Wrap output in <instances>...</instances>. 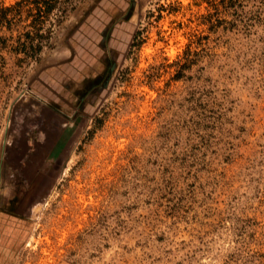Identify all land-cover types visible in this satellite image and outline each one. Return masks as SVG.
<instances>
[{
  "label": "rangeland",
  "instance_id": "374dc122",
  "mask_svg": "<svg viewBox=\"0 0 264 264\" xmlns=\"http://www.w3.org/2000/svg\"><path fill=\"white\" fill-rule=\"evenodd\" d=\"M241 5L212 33L206 0H76L35 61L2 53L0 264H264V0Z\"/></svg>",
  "mask_w": 264,
  "mask_h": 264
},
{
  "label": "trees",
  "instance_id": "16d2710c",
  "mask_svg": "<svg viewBox=\"0 0 264 264\" xmlns=\"http://www.w3.org/2000/svg\"><path fill=\"white\" fill-rule=\"evenodd\" d=\"M75 1L15 0L12 4L0 5V71L5 65L2 53L13 56L16 67L35 61L48 45L53 28L62 22ZM242 1L247 0H206L211 12L201 20L207 31L243 27V16L238 14ZM187 52L188 48L184 55Z\"/></svg>",
  "mask_w": 264,
  "mask_h": 264
}]
</instances>
